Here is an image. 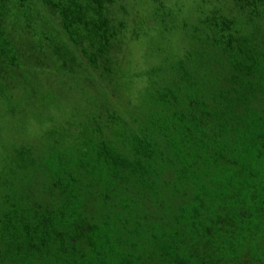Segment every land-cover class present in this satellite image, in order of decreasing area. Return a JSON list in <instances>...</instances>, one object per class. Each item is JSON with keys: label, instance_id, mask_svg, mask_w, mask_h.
<instances>
[{"label": "trees", "instance_id": "obj_1", "mask_svg": "<svg viewBox=\"0 0 264 264\" xmlns=\"http://www.w3.org/2000/svg\"><path fill=\"white\" fill-rule=\"evenodd\" d=\"M0 264H264V0H0Z\"/></svg>", "mask_w": 264, "mask_h": 264}, {"label": "rangeland", "instance_id": "obj_2", "mask_svg": "<svg viewBox=\"0 0 264 264\" xmlns=\"http://www.w3.org/2000/svg\"><path fill=\"white\" fill-rule=\"evenodd\" d=\"M147 13L149 15V10L147 11ZM149 16H151V15H149ZM133 45L134 46H137L136 49H135L136 54L134 56L137 57V58H139V56H141V54H142V44L141 43L134 42ZM134 70H140V68H135L134 67Z\"/></svg>", "mask_w": 264, "mask_h": 264}]
</instances>
